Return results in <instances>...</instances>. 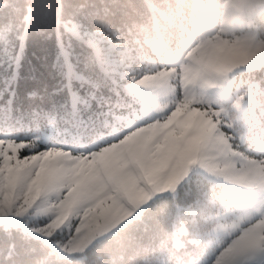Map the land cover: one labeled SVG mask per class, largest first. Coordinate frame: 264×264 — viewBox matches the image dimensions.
<instances>
[{
    "label": "rangeland",
    "instance_id": "obj_1",
    "mask_svg": "<svg viewBox=\"0 0 264 264\" xmlns=\"http://www.w3.org/2000/svg\"><path fill=\"white\" fill-rule=\"evenodd\" d=\"M262 12L264 0H223L219 20L211 6L179 11L144 61L72 22L127 77L130 108L88 144L23 154L25 143L1 137L0 222L62 255L84 253L197 174L217 184L205 241L159 264H264V86L251 75L264 64Z\"/></svg>",
    "mask_w": 264,
    "mask_h": 264
},
{
    "label": "trees",
    "instance_id": "obj_2",
    "mask_svg": "<svg viewBox=\"0 0 264 264\" xmlns=\"http://www.w3.org/2000/svg\"><path fill=\"white\" fill-rule=\"evenodd\" d=\"M222 5L223 0H0V59L24 46L19 82L9 87L0 76V138L25 143L23 154L81 140L88 144L107 134L116 114L130 108L127 77L119 80L104 51L87 35H77L72 22L83 31H102L144 61L158 32L171 26L172 14L200 17L211 6L219 20ZM258 21L264 35V12ZM251 75L264 86V64ZM216 188L194 174L177 196L155 197L139 216L71 256L20 226L0 222V264H159L162 257L205 241L202 230L212 222L206 215ZM179 226L186 228L185 244L177 246Z\"/></svg>",
    "mask_w": 264,
    "mask_h": 264
},
{
    "label": "snow or ice",
    "instance_id": "obj_3",
    "mask_svg": "<svg viewBox=\"0 0 264 264\" xmlns=\"http://www.w3.org/2000/svg\"><path fill=\"white\" fill-rule=\"evenodd\" d=\"M24 58V46L20 45L19 52H15L12 55L5 54L3 59H0V76L5 80V83L11 86V83H18L20 79V72ZM71 57L69 55L68 60L70 61ZM61 68V71L65 70L63 63L58 65ZM14 96L15 93L13 92Z\"/></svg>",
    "mask_w": 264,
    "mask_h": 264
}]
</instances>
